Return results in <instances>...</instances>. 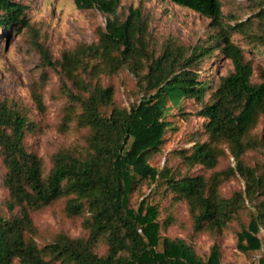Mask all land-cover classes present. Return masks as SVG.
I'll return each instance as SVG.
<instances>
[{
  "label": "trees",
  "instance_id": "1",
  "mask_svg": "<svg viewBox=\"0 0 264 264\" xmlns=\"http://www.w3.org/2000/svg\"><path fill=\"white\" fill-rule=\"evenodd\" d=\"M169 1L208 18L215 30L210 40L169 38L157 47L141 7L130 6L122 17L121 0H74L79 9L103 13L106 24L96 28L95 42H78L55 58L27 20L25 5L0 0V28L21 22L41 56V75L29 87L32 105L0 97L7 192L0 206V264H224L217 245L205 257L192 239L163 234L174 226L191 230L193 238L234 228L238 249L258 254L251 264H264V64L256 59L264 58V0H254L251 15L233 23L222 0ZM216 49L233 69L214 83L202 79L200 69ZM51 71L59 74L64 101L57 131L74 138L50 154L48 166L26 136L39 127L33 111L46 115ZM123 72L138 99L130 106L117 98L115 79ZM184 100L201 105L195 115L205 119L203 128L192 134L193 145L172 150L157 168L149 159L162 152L172 107L190 114ZM232 180L244 186L225 194ZM143 181L154 184L164 205L151 195L132 205ZM58 203L65 216L81 221L84 234L43 236L33 215Z\"/></svg>",
  "mask_w": 264,
  "mask_h": 264
},
{
  "label": "rangeland",
  "instance_id": "2",
  "mask_svg": "<svg viewBox=\"0 0 264 264\" xmlns=\"http://www.w3.org/2000/svg\"><path fill=\"white\" fill-rule=\"evenodd\" d=\"M12 1L25 5L27 20L38 32L40 42L51 48L55 58H60L64 50L74 47L78 42H95L97 40L96 28L106 24V16L103 13L97 9H79L74 0ZM255 5L254 0H222L223 13L227 21L232 23L235 19L249 17ZM130 6L141 7L149 15L152 38L157 47L169 38H179L182 42L189 44L204 42L210 40L211 35L215 33L208 18L169 0H121L119 13L122 17L128 13ZM22 26L23 24L19 22L7 30L0 28V97H16L32 105L29 87L32 81L41 75L39 67L41 56L29 43L31 38L29 30ZM214 54L217 56L204 61L200 73L202 79L209 76L214 83H217L221 75H226L233 69V65L229 59L221 55L219 49H216ZM256 59L257 62L264 64L262 56H257ZM50 74V79L44 89L47 104L46 115L42 116L37 110L33 111L39 127L35 132H30L26 136L29 148L44 157L48 166L50 165V154L60 145L68 144L74 138L73 133L62 135L57 131L58 114L64 101L58 98L61 86L59 74L55 71H51ZM115 80L118 88L117 98L123 105L130 106L138 100L135 92L130 90L133 88V83L127 73H121ZM181 105L190 114L186 116L181 113L179 107H172L167 116V121L170 123L164 135L162 152L154 154L149 159V162L157 168L166 165L168 154L172 150L193 145L197 136L193 137L192 134L203 128L205 119L195 115L201 105L194 100H184ZM178 163L179 160L175 159L170 164L175 167ZM5 171L0 154V206L7 197V192L3 187ZM243 186L242 180H232L224 188V192L228 194L232 189ZM153 188L154 184L148 181L141 182L132 193V205L138 206L147 195L157 200L160 199L161 204L164 205L166 199H161L160 195L152 191ZM62 208L63 205L58 203L34 213V220L42 229L44 237L49 238L59 231H65L73 237L85 233L81 221L65 216ZM180 215L185 220L188 218L184 204L180 205ZM163 234L192 239L196 249L205 257L210 253L212 246L217 245L224 264L234 262L251 264L257 262L259 257L257 253H244L238 249L234 228L217 237L200 234L193 238L191 230L184 231L178 226L172 227L167 232L163 231Z\"/></svg>",
  "mask_w": 264,
  "mask_h": 264
}]
</instances>
